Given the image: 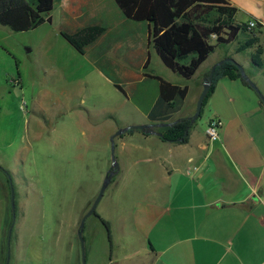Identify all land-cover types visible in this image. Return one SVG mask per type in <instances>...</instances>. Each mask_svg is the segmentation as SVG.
I'll return each instance as SVG.
<instances>
[{"label": "crops", "instance_id": "1", "mask_svg": "<svg viewBox=\"0 0 264 264\" xmlns=\"http://www.w3.org/2000/svg\"><path fill=\"white\" fill-rule=\"evenodd\" d=\"M226 1L237 10L235 23H256L255 29H246L248 32L254 33L261 25L258 44L263 68L251 65L255 45L245 51L246 63L238 59L236 51L221 52L212 59L215 48L199 69L211 59L208 68L232 58L264 100V0ZM48 16L50 22L25 32L31 33L26 40L27 53L35 54L32 65L39 78L42 74L57 84L58 110L82 119L83 109L74 97L82 94L81 88L90 97L89 85L98 88L99 97L113 87L126 101L139 94L138 85H145L139 97L145 103L139 123L117 120L111 115L110 102L92 103L93 108H99L104 136L130 126L175 123L193 116L196 107L185 104L189 88L152 48L148 23L127 19L114 0H55ZM87 27L104 31L85 45L81 54L62 33L73 36ZM153 51L159 73H145L152 65ZM248 69L252 72L246 73ZM76 72L80 73L77 77ZM145 74L186 86V97L179 103L157 105L159 83ZM149 83L155 84H151L153 92ZM202 83L195 82L199 90ZM263 100L242 77L224 76L211 86L202 106H208V121L217 119L221 123L217 140L206 138L208 121L200 126L194 122L185 143L136 129L115 137L123 160L118 162L111 193L115 247L108 264H264ZM92 120L89 126L95 129L97 120ZM129 135H136L138 140L127 142Z\"/></svg>", "mask_w": 264, "mask_h": 264}, {"label": "rangeland", "instance_id": "2", "mask_svg": "<svg viewBox=\"0 0 264 264\" xmlns=\"http://www.w3.org/2000/svg\"><path fill=\"white\" fill-rule=\"evenodd\" d=\"M197 16L204 24L218 18L214 10ZM29 34L0 26V264H5L7 230L11 222L9 184L2 170L11 177L15 197L9 264H81L78 226L112 164L110 139L113 135H103L104 122L99 119V108H93L92 103L95 100L110 102L111 115L117 120L139 123L145 109L139 97L145 85H138L139 94L136 92L128 101L113 87L99 93V97L98 88L89 85L90 97L84 88H81L83 95L74 97V102L83 109H80L82 119L74 113L58 110L56 99L60 90L52 78L45 79L42 74L39 78L40 73L32 65L35 54L27 53ZM243 40L240 34L230 44L217 46L212 59L221 52L234 53ZM211 43H215L214 38ZM246 52L238 54L241 62H247ZM151 61L150 69L144 72L159 73L155 70L154 51ZM209 63L197 70L194 78L181 79L189 88L186 107H196L202 90L195 82L201 83L207 77L211 69L207 67ZM250 69L246 73H251ZM79 75L75 73V77ZM112 79L126 86L115 76ZM154 83L147 84L149 91H154ZM210 117L205 105L194 122L200 126ZM92 118L97 120L95 129L89 126ZM111 123L116 124L115 119L112 118ZM126 138L127 142L138 140L136 135ZM114 140L113 146L117 149L114 148L113 157L118 165L123 159L118 152L119 141ZM116 177L117 173L95 213L85 222V264H108L109 255L114 252L111 249L112 245L115 247L111 193ZM107 228H110L112 244Z\"/></svg>", "mask_w": 264, "mask_h": 264}, {"label": "trees", "instance_id": "3", "mask_svg": "<svg viewBox=\"0 0 264 264\" xmlns=\"http://www.w3.org/2000/svg\"><path fill=\"white\" fill-rule=\"evenodd\" d=\"M114 2L127 19L148 23L151 27L152 48L168 69L186 80L196 73L217 46L230 44L240 34L244 36V40L236 48V53L245 52L256 45L257 47L250 54L251 65L257 69L263 68L262 49L258 44L261 25L253 33L248 32L244 24L235 23L234 16L237 10L229 6L226 0H114ZM54 3L55 0H0V26L7 27L12 32L37 29L44 23L50 22L48 14L53 9ZM211 10L217 13L218 18L204 24L197 15L206 14ZM103 31L100 27H87L73 36L65 33H62V36L82 54L83 47L94 42ZM213 38L214 44L211 43ZM145 76L159 83L157 105L179 103L187 95L186 86L172 85L159 76L148 74ZM224 76L231 79L241 78L234 64L225 62L217 66L202 106L211 86ZM193 123L194 121L190 119L179 120L171 126H156L143 132L147 135H158L167 141L185 143L187 132ZM133 131L134 129L128 130V132ZM104 223L107 225L106 222ZM109 230L110 228L108 237L111 240ZM111 249L114 250V245Z\"/></svg>", "mask_w": 264, "mask_h": 264}, {"label": "water", "instance_id": "4", "mask_svg": "<svg viewBox=\"0 0 264 264\" xmlns=\"http://www.w3.org/2000/svg\"><path fill=\"white\" fill-rule=\"evenodd\" d=\"M225 62H230V63L234 64L235 67L237 68V70L239 71L241 77L243 78V80H245L259 94L261 100H263V97L260 95V92L258 91L256 86L251 82V80L245 74L244 69L239 64H237L232 58H225V59H222L221 61H219L218 63L214 64L211 67L207 77L203 80L202 91H201V94H200V96L198 98V101H197V104H196L195 113L190 118L191 121H195L198 118L199 114H200V111H201V108H202V104H203V100H204L207 92L209 91V88H210V85H211V80H212L215 68L217 66L225 63ZM263 102H264V100H263ZM175 123H177V122H175ZM175 123L130 126V127L118 130L111 137L110 141H111V144H112V146H111V152H112L111 162H112V164H111V166H110V168H109V170H108V172H107V174L105 176V179H104L103 184H102V186H101V188H100V190L98 192L97 197L93 201L90 209L81 218L79 226H78V230H77V239H78V242H79V245H80L81 264H85V247H84V240H83V230H84L85 222L91 215L94 214L95 209H96L98 203L100 202L105 190L107 189L108 185L110 184L112 177L118 171V165H117V163H116V161H115V159L113 157V151H114L113 139L116 136L121 135V134L127 132L130 129L146 131V130L151 129V128L156 127V126L166 127V126H171V125H173ZM2 171L5 173V175L7 177L8 184H9V191H10L11 222H10V225L8 227V230H7V240H6L7 241V250H6V260H5V264H9V259H10V240H11V234H12V230H13L14 223H15V197H14L13 186H12V183H11V177L9 176V174L7 172H5L4 170H2Z\"/></svg>", "mask_w": 264, "mask_h": 264}, {"label": "built area", "instance_id": "5", "mask_svg": "<svg viewBox=\"0 0 264 264\" xmlns=\"http://www.w3.org/2000/svg\"><path fill=\"white\" fill-rule=\"evenodd\" d=\"M256 26L257 25L254 21H249L246 24V29L248 31H250V30L255 29ZM220 126H221V123L217 119H210L208 121L206 129H205V135L209 141H215L218 139V137H219L218 130H219Z\"/></svg>", "mask_w": 264, "mask_h": 264}]
</instances>
